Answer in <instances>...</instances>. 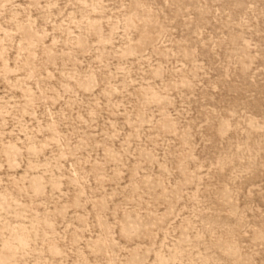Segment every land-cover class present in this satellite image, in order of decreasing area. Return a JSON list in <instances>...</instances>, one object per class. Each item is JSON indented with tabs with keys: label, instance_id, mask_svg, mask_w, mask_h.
Returning <instances> with one entry per match:
<instances>
[{
	"label": "rangeland",
	"instance_id": "rangeland-1",
	"mask_svg": "<svg viewBox=\"0 0 264 264\" xmlns=\"http://www.w3.org/2000/svg\"><path fill=\"white\" fill-rule=\"evenodd\" d=\"M0 264H264V0H0Z\"/></svg>",
	"mask_w": 264,
	"mask_h": 264
},
{
	"label": "bare ground",
	"instance_id": "bare-ground-1",
	"mask_svg": "<svg viewBox=\"0 0 264 264\" xmlns=\"http://www.w3.org/2000/svg\"><path fill=\"white\" fill-rule=\"evenodd\" d=\"M228 124V123H227ZM23 234V233H22ZM26 235V234H25ZM12 245V244H11ZM10 246V245H9Z\"/></svg>",
	"mask_w": 264,
	"mask_h": 264
}]
</instances>
